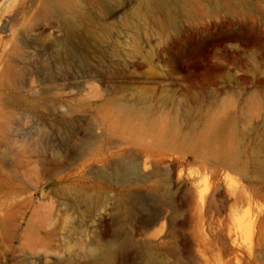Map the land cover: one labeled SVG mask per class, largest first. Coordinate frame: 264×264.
<instances>
[{
    "label": "rangeland",
    "instance_id": "1",
    "mask_svg": "<svg viewBox=\"0 0 264 264\" xmlns=\"http://www.w3.org/2000/svg\"><path fill=\"white\" fill-rule=\"evenodd\" d=\"M65 2L0 0V264H264V0Z\"/></svg>",
    "mask_w": 264,
    "mask_h": 264
},
{
    "label": "bare ground",
    "instance_id": "2",
    "mask_svg": "<svg viewBox=\"0 0 264 264\" xmlns=\"http://www.w3.org/2000/svg\"><path fill=\"white\" fill-rule=\"evenodd\" d=\"M65 1L66 0H48V2H50L51 4H54L55 6H58V5L61 6V5H63V4L66 3ZM66 26H67L68 30H71L73 28V25L70 24V22L67 23ZM213 136L214 137H218L219 136V133L218 132H215L213 134ZM125 174H127L129 176H138L139 177V174H138V166L136 164H134V163H127V164H125L122 167L121 171H120V176H124ZM155 192H157V190H155ZM199 199H200L199 205L196 207V214H197V216L196 215L195 216H196L197 219L200 220L204 216V213H203V208L204 207L203 206H204L205 194L203 192L200 194V198ZM167 202L170 204V206H171V204H173V200L170 197L167 198ZM169 212L168 211L159 212L158 215L156 217H154L153 221H151L149 225L152 226V227L164 225L166 223V221H170L171 214ZM234 236H236V235H234ZM238 237H239V235H238ZM236 240L239 241V238L236 239Z\"/></svg>",
    "mask_w": 264,
    "mask_h": 264
}]
</instances>
